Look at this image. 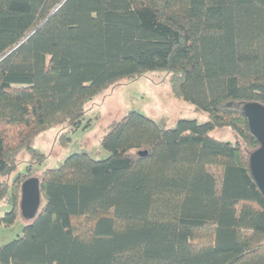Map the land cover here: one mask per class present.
Listing matches in <instances>:
<instances>
[{
  "label": "trees",
  "instance_id": "obj_1",
  "mask_svg": "<svg viewBox=\"0 0 264 264\" xmlns=\"http://www.w3.org/2000/svg\"><path fill=\"white\" fill-rule=\"evenodd\" d=\"M160 70L206 121L162 128L130 110L106 128L105 158L74 152L6 182L19 152L41 161L33 136L78 128L105 88ZM253 102L264 106V0H0L1 220H16L29 177L41 200L0 264H264ZM225 127L235 141L211 134Z\"/></svg>",
  "mask_w": 264,
  "mask_h": 264
},
{
  "label": "rangeland",
  "instance_id": "obj_2",
  "mask_svg": "<svg viewBox=\"0 0 264 264\" xmlns=\"http://www.w3.org/2000/svg\"><path fill=\"white\" fill-rule=\"evenodd\" d=\"M170 80V73L160 70L113 83L86 103L84 120L78 128L73 129L67 123L54 124L33 136L26 145L43 154L41 161L37 162L23 150L17 155L16 171L4 179L11 182L15 173H23L27 165H30L32 176H39L47 168L58 167L74 152H87L95 160L105 158L107 152L100 141L106 128L130 110L148 116L162 128L174 127L178 119L206 121L205 112L196 111L192 104L174 94ZM211 134L230 141L236 138L227 127L215 129ZM10 209V204L0 200V246L20 235L28 222L19 212L16 220L6 225L1 218Z\"/></svg>",
  "mask_w": 264,
  "mask_h": 264
},
{
  "label": "water",
  "instance_id": "obj_3",
  "mask_svg": "<svg viewBox=\"0 0 264 264\" xmlns=\"http://www.w3.org/2000/svg\"><path fill=\"white\" fill-rule=\"evenodd\" d=\"M258 147L251 152L249 168L258 188L264 195V106L259 103H246L242 106ZM39 180L29 177L21 184L19 208L26 220H31L40 207Z\"/></svg>",
  "mask_w": 264,
  "mask_h": 264
}]
</instances>
